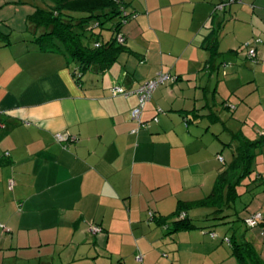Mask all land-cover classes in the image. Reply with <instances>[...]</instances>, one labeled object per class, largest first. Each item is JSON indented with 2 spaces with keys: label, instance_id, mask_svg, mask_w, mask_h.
I'll return each instance as SVG.
<instances>
[{
  "label": "crops",
  "instance_id": "1",
  "mask_svg": "<svg viewBox=\"0 0 264 264\" xmlns=\"http://www.w3.org/2000/svg\"><path fill=\"white\" fill-rule=\"evenodd\" d=\"M43 1L0 0V33L9 36L6 46L0 39V264H236L225 239L251 243L264 261V169L236 187L217 219L215 208L192 209V223H206L171 231L180 202L212 193L232 137L254 141L264 131V0H234L222 11L216 6L231 0H122L131 15L121 29L126 51L80 84L74 63L32 42L40 30L27 17L53 6ZM211 32L212 64L203 47ZM252 38L261 40L257 63L241 54ZM223 63L232 66L225 78ZM160 72L176 81L154 91L141 127L130 115L138 97L110 88L133 91ZM256 156L264 167V147ZM256 212L257 228L238 238L215 230Z\"/></svg>",
  "mask_w": 264,
  "mask_h": 264
},
{
  "label": "trees",
  "instance_id": "2",
  "mask_svg": "<svg viewBox=\"0 0 264 264\" xmlns=\"http://www.w3.org/2000/svg\"><path fill=\"white\" fill-rule=\"evenodd\" d=\"M53 6L46 10L36 8L28 15V25L40 30L34 35L32 42L37 50L44 53H59L68 58L76 69L72 72L77 83H81L82 75L87 71L103 73L108 71L125 52V36L121 33L123 25L130 18L122 0H51ZM86 13V15H83ZM71 14H80L73 17ZM118 17L117 23L110 27L111 36L102 38V29L106 22H112ZM122 34L124 43H118L117 37ZM217 33L211 32L205 37L203 47L209 52L207 63L212 64L218 53ZM4 46L9 44V36L0 33ZM95 44L99 46L96 47ZM235 141L231 161L218 176L216 185L208 198L194 203L180 202L172 216V232L199 228L187 217L192 209L212 207L211 219H217L229 204L238 197L236 187L253 172V162L256 151L264 147V137L261 135L254 141L246 139L241 133L232 137ZM227 186L224 197L223 188ZM184 214L183 219L178 217ZM216 216V217H215ZM224 218V217H219ZM163 224V222H159ZM167 227V225H165ZM168 228V227H167ZM232 255L239 264H264L254 246L245 241L229 240Z\"/></svg>",
  "mask_w": 264,
  "mask_h": 264
},
{
  "label": "built area",
  "instance_id": "3",
  "mask_svg": "<svg viewBox=\"0 0 264 264\" xmlns=\"http://www.w3.org/2000/svg\"><path fill=\"white\" fill-rule=\"evenodd\" d=\"M236 2H241V0H235ZM232 2H234V0H231L229 3H220L216 6V10L218 11H222L224 10V8L231 4ZM117 42L118 43H124V37L122 34H119L117 37ZM261 43V41L259 39L255 40L254 44L253 42H246L244 44H242V49L245 51V57L253 62V63H257L258 60L256 58V44L257 43ZM96 47H98V44H95ZM230 67V64L228 63H223L221 65V68L224 69V76L227 75L226 70ZM176 81V77L171 76L169 74H165V73H158L154 78L147 80L145 82H143L142 84H140L138 86V88H136L133 91H127L124 89V87L120 86V85H115L112 86L110 88V92L112 94V96H129L130 94H135L138 97V104L135 108H133L130 112L131 118L136 121L138 123L139 126H144V124L141 121V115L143 113V110L147 104V102H149V100L152 97V94L154 93V91L162 85H166V84H170V83H175ZM153 121L156 122L157 118H153ZM264 137V132H262L261 134ZM55 138L58 142L61 143H66L69 141H73L74 138L70 137L69 134H56ZM218 160L221 163H224V160L221 156H218ZM150 218H152L153 214L150 213L149 214ZM184 214H181L178 219H183L184 218ZM262 220V215L259 212H256L254 214H252L249 218L245 219V224L248 228H255L259 225L260 221ZM166 228V226H165ZM90 231L93 234H97L100 233L102 231V229L97 226V225H91L90 227ZM226 241L229 242L228 239H226Z\"/></svg>",
  "mask_w": 264,
  "mask_h": 264
},
{
  "label": "rangeland",
  "instance_id": "4",
  "mask_svg": "<svg viewBox=\"0 0 264 264\" xmlns=\"http://www.w3.org/2000/svg\"><path fill=\"white\" fill-rule=\"evenodd\" d=\"M46 1V0H45ZM45 1H43V2H45ZM41 4V3H40ZM44 4H46V5H48V2H45ZM41 9L42 8H44V7H46V6H44V5H42L41 4ZM73 17H79L80 16V14H71ZM83 15H86V13H84ZM117 21H118V17H114L113 19H112V22H110V21H108V22H106L105 24H104V26H103V29L101 30L102 31V38H103V40H107V39H109L110 38V36H111V31H110V27L112 26V24H114V23H117ZM127 24V22L123 25V27L125 26ZM133 23H131L130 25H131V27L133 26L132 25ZM129 25V26H130ZM123 27H122V29H123ZM13 39V38H12ZM258 38H252V39H250V40H248V41H246V42H253V44H254V42H255V40H257ZM261 41V40H260ZM246 42H244V43H246ZM243 43V44H244ZM260 43V42H259ZM259 43H257L256 45H258ZM241 49H242V46H241ZM245 53V51L242 49L241 50V54H244ZM232 67V66H231ZM230 67V68H231ZM220 75H222L223 76V78H225L226 76H224V74H223V72H224V69H222L221 67H220ZM226 73H228V70H226ZM229 75V74H228ZM228 106V105H227ZM222 111H226V109L225 108H222L221 109ZM232 110H234V109H231V111ZM262 132H264V131H262ZM262 132H260L258 135L259 136H261V134H262ZM258 136V137H259ZM225 150H226V148H225ZM227 152H228V150H226ZM257 158H260V157H258V156H256L255 157V159H254V162H253V172L250 174L251 175V180L252 181H254L255 180V178H256V174L258 173L257 171H259L260 172V170H259V168L262 170V169H264V167L262 166V165H259V166H257ZM246 186H244V188H245ZM241 198V197H240ZM240 198H237V200H238V204H239V202L241 201L240 200ZM242 198H243V201L242 202H244V204L245 203H250V200H251V198H249L248 199V197H244V196H242ZM249 201V202H248ZM241 205V204H240ZM250 206V205H249ZM242 210V209H241ZM205 211H207V210H200V212H205ZM245 211V210H244ZM244 211H242V212H244ZM251 216V215H250ZM249 216V217H250ZM248 217V218H249ZM247 219V218H246ZM194 223H197V225H204V223H206V222H204L203 220H201V221H197V220H194ZM227 227V229H229L228 230V233L231 235V233H233V231H235V234H236V237L238 238V236L240 235V233L241 234H243L244 232H246V233H248L249 231H252L253 229H256V228H248L247 226H246V224H245V220H244V222H242V221H240V222H236L235 223V226H234V228L231 226V223L230 224H227V225H221V226H217L216 228H215V230H219L220 228H226ZM230 227H232V230H230ZM249 230H248V229ZM225 241H226V239H225ZM227 243H228V241H226ZM232 251V250H231ZM233 258H234V261H235V263L236 264H239L238 263V260H237V258L235 257V256H232Z\"/></svg>",
  "mask_w": 264,
  "mask_h": 264
}]
</instances>
